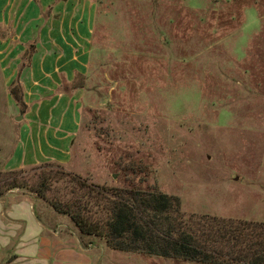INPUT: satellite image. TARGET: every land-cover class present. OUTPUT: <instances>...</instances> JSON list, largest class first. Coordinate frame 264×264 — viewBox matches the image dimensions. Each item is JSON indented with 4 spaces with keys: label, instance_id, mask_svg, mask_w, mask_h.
<instances>
[{
    "label": "rangeland",
    "instance_id": "rangeland-1",
    "mask_svg": "<svg viewBox=\"0 0 264 264\" xmlns=\"http://www.w3.org/2000/svg\"><path fill=\"white\" fill-rule=\"evenodd\" d=\"M51 15L63 40L77 50L82 41L88 54L67 170L101 185L176 195L187 213L264 221V0H71ZM3 34L0 21V170L30 171L8 162L27 113L6 83L22 63L23 42ZM66 190L55 182L48 194ZM9 193L3 204L34 201L45 237L87 254L63 264H202L111 249L31 191ZM23 228L10 237L0 230V264H47L18 252Z\"/></svg>",
    "mask_w": 264,
    "mask_h": 264
},
{
    "label": "trees",
    "instance_id": "trees-1",
    "mask_svg": "<svg viewBox=\"0 0 264 264\" xmlns=\"http://www.w3.org/2000/svg\"><path fill=\"white\" fill-rule=\"evenodd\" d=\"M83 81L73 87H84ZM19 88L15 81L11 94L22 104ZM31 167L0 170V198L27 189L69 216L83 235L104 239L111 249L202 264H264L262 220L187 213L176 195L93 183L60 163ZM55 182L69 191L52 197L48 192Z\"/></svg>",
    "mask_w": 264,
    "mask_h": 264
},
{
    "label": "crops",
    "instance_id": "crops-1",
    "mask_svg": "<svg viewBox=\"0 0 264 264\" xmlns=\"http://www.w3.org/2000/svg\"><path fill=\"white\" fill-rule=\"evenodd\" d=\"M56 1L0 0V21L11 34H7L6 37L3 34L2 39L13 35L15 41L23 42L20 45L24 49L22 63L14 73L7 74L6 81L10 94L15 81L22 86L27 113V117L19 124L21 126L18 140L9 164L17 162L18 166L27 164L34 166L55 161L66 167L71 165L73 140L81 123L82 105L78 93L83 88H74L73 83L86 76L88 54L82 41L79 40L80 48L77 50L72 40L70 42L73 47L63 40L66 36L61 35L59 28L55 27L57 24H53L51 13L63 8L64 3L71 5V0H63L61 3ZM85 23L89 29L88 21ZM80 25H78L80 29L84 27L82 23ZM25 35L28 39L24 38ZM78 35L76 33L73 39L75 44ZM26 71L28 79H24ZM67 85L72 86V91L67 90ZM38 91L44 98L36 102L31 96ZM28 117H32L33 120H28ZM9 195L11 194L6 195L7 199ZM1 199L0 230L10 237L15 235V232L9 230L17 229L24 223L21 240L26 243L20 246L18 252L40 256V260L47 264L54 257L52 264H63L62 260L66 257L72 258L75 254L81 253L87 255L65 247L66 241L61 244L60 240L45 237L43 235L45 226L35 212L34 201L28 196L16 198L13 202L5 204L2 203L4 199ZM32 225L36 231L34 234L27 231L28 226ZM73 240L75 239L67 241ZM73 244H77L76 240Z\"/></svg>",
    "mask_w": 264,
    "mask_h": 264
},
{
    "label": "water",
    "instance_id": "water-1",
    "mask_svg": "<svg viewBox=\"0 0 264 264\" xmlns=\"http://www.w3.org/2000/svg\"><path fill=\"white\" fill-rule=\"evenodd\" d=\"M19 117H22V115H21V116H19Z\"/></svg>",
    "mask_w": 264,
    "mask_h": 264
}]
</instances>
